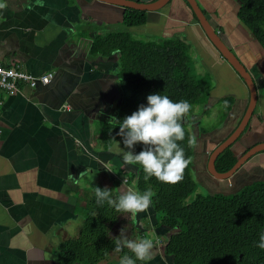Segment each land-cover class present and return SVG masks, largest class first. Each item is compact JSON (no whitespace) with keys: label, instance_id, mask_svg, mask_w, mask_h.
I'll use <instances>...</instances> for the list:
<instances>
[{"label":"crops","instance_id":"crops-1","mask_svg":"<svg viewBox=\"0 0 264 264\" xmlns=\"http://www.w3.org/2000/svg\"><path fill=\"white\" fill-rule=\"evenodd\" d=\"M195 1L255 85L256 104L241 134V149L235 151L242 156L264 143V50L240 20L237 0ZM125 9L100 0H0L2 63L21 65L35 77L52 74L45 85L21 83L16 93L0 91V264H59L60 245L77 237L94 187H114L120 194L133 189L128 182L132 167L122 162L119 143L106 149L102 140L103 126L113 121L121 96L117 53L92 54L95 36L126 32L140 42L178 38L188 45L196 77L206 78L211 87L208 99L196 105L186 125L197 123L217 105L225 119L210 137L201 132L205 145L196 158L202 173L212 150L244 117L248 87L206 36L185 0L144 11L146 21L136 27L122 23ZM258 173L264 175V152L224 181L237 188L259 180L254 176ZM153 234L146 238L165 236ZM163 256L157 251L150 261L170 264Z\"/></svg>","mask_w":264,"mask_h":264},{"label":"trees","instance_id":"trees-1","mask_svg":"<svg viewBox=\"0 0 264 264\" xmlns=\"http://www.w3.org/2000/svg\"><path fill=\"white\" fill-rule=\"evenodd\" d=\"M237 1L240 20L264 50V0ZM145 21L146 12L124 10L122 23L125 26L136 27ZM114 52L118 56L117 78L121 96L115 118L129 115L138 105L145 103L146 95L153 92H161L173 101L188 100L191 105L188 116L194 106L208 99L210 83L206 78L192 74L188 45L182 40L167 38L140 42L126 32L94 37L92 54L109 56ZM207 111L205 108L203 114ZM182 126L185 136L178 143L184 148L188 163L181 180L175 183H163L154 177L144 180L140 167L129 164L132 167L130 185L153 193L148 208L152 212L154 230L165 235V240L159 244L162 255L167 256L170 264H264V250L254 243L264 231V183L253 182L233 194L196 195L191 203L186 204L197 185L191 173L193 146L186 120ZM116 131L114 121L103 126L102 140L106 149L120 142ZM240 140L241 136L218 156L215 162L218 172L228 171L239 159L241 154L237 155L235 151L241 149ZM140 148L137 143L133 151L139 152ZM133 180H136L135 185ZM107 188L113 196L120 195L114 187ZM126 216H130L132 222L136 217L121 215L106 203L97 205L93 189L77 237L60 245L59 264H118L119 256L128 250L114 251L112 239L116 236H113V230ZM112 255L116 258L110 259ZM143 264L153 262L149 259Z\"/></svg>","mask_w":264,"mask_h":264},{"label":"clouds","instance_id":"clouds-1","mask_svg":"<svg viewBox=\"0 0 264 264\" xmlns=\"http://www.w3.org/2000/svg\"><path fill=\"white\" fill-rule=\"evenodd\" d=\"M190 107L186 99L173 101L161 92H153L146 95L145 103L138 105L129 115L121 119L112 117L117 127L116 136L121 138L120 143L124 146L120 148L122 162L138 165L144 180L150 177L163 183L181 180L188 161L178 141L184 139L185 129L182 125L188 119ZM137 143L141 148L139 152H134ZM132 183L135 185L136 180ZM152 196L149 189L140 191L133 188L113 196L107 187H94L95 203H106L121 215H136L146 210L152 203ZM112 240L115 252L119 253L123 248L128 250L119 256L118 264H143L151 258L153 241L150 238L130 239L122 228ZM254 243L264 250V231L259 233Z\"/></svg>","mask_w":264,"mask_h":264},{"label":"rangeland","instance_id":"rangeland-1","mask_svg":"<svg viewBox=\"0 0 264 264\" xmlns=\"http://www.w3.org/2000/svg\"><path fill=\"white\" fill-rule=\"evenodd\" d=\"M255 38V37H254ZM256 39V38H255ZM192 64V63H191ZM192 74L194 76H198L195 69L192 68ZM193 114L197 111V106H194L193 108ZM224 115H223V109L220 105H217L215 108H212L209 110L208 114L205 115V117L197 120L196 122H189L186 125V128L190 134L191 142L193 146V156L190 161V165L192 168V177L196 182L197 188L194 194L190 195L186 199V204H189L192 202L194 197L196 195H206V194H216V193H222V194H233L244 187L250 185L253 182H263L264 183V175H261V173H258L254 176L258 178L259 180L249 182L247 184L241 185L240 187L234 188L228 185V183L224 180L218 181L213 179L208 174L201 173L198 168V158H196L197 154L203 149L205 142L204 139L206 137L201 134V132H205V134H209L207 137H210L211 134H214L219 127L224 123ZM209 142H212V137L210 138ZM116 144V147L118 148L117 152H121L120 148H123L121 143ZM196 158V159H195ZM245 170H253L249 167L245 168ZM203 171V170H201ZM244 171V170H243ZM194 172V173H193ZM250 174H247V176ZM122 176V175H120ZM236 177L232 178V181H235ZM125 182V180H124ZM233 184V182H232ZM238 186V185H236ZM151 210L147 208L146 210L142 211L141 214L135 215L136 217H133L134 222L129 221L131 219L130 216L123 217V220L114 228L113 230V236H118L120 233V229H125V235L128 236L130 239L132 238H146V235L148 234V237L153 236V233H156V230H154L153 225L151 224L153 222ZM84 218V214H83ZM150 218V219H148ZM138 228V230H136ZM134 231V234H133ZM163 239H165V236H158L157 239L153 237L152 241L153 243V249L151 250V256L154 255L157 251L160 252L162 255L161 247L158 246ZM116 257L114 255L111 256L110 259H115ZM165 259V257L163 256ZM163 259V260H164Z\"/></svg>","mask_w":264,"mask_h":264},{"label":"water","instance_id":"water-1","mask_svg":"<svg viewBox=\"0 0 264 264\" xmlns=\"http://www.w3.org/2000/svg\"><path fill=\"white\" fill-rule=\"evenodd\" d=\"M105 3H110L114 5H118L128 9H134L138 11H156L161 9L171 0H156L152 3H139L131 0H100ZM189 5L191 11L195 14L197 19L199 20L200 26L203 28L204 33L215 46V48L219 51L223 58L226 59L228 64L232 67V69L240 76V78L244 81L246 86L250 91V102L248 108L244 114V117L238 127L220 144H218L210 153L208 161H207V170L208 172L217 180H226L229 179L249 158L254 156L259 152H264V143H259L248 151H246L239 159L235 162V164L226 172H218L215 169V162L218 156L228 147H230L234 142H236L242 132L245 130V127L249 121V118L254 110L256 104V89L251 79L250 74L246 70V68L242 65L236 55L230 51L226 47V45L220 40V38L216 35V33L210 28V25L206 21L204 14L200 11L199 7L196 4L195 0H185Z\"/></svg>","mask_w":264,"mask_h":264},{"label":"built area","instance_id":"built-area-1","mask_svg":"<svg viewBox=\"0 0 264 264\" xmlns=\"http://www.w3.org/2000/svg\"><path fill=\"white\" fill-rule=\"evenodd\" d=\"M1 16V10H0ZM218 34L220 31L217 32ZM52 77L51 73H47L38 77L30 75L24 71L21 65H4L0 59V91L7 94H13L20 90V84L25 83L29 87L36 84H47ZM64 111H70V107L63 106ZM126 182V180H125Z\"/></svg>","mask_w":264,"mask_h":264},{"label":"flooded vegetation","instance_id":"flooded-vegetation-1","mask_svg":"<svg viewBox=\"0 0 264 264\" xmlns=\"http://www.w3.org/2000/svg\"><path fill=\"white\" fill-rule=\"evenodd\" d=\"M216 169V168H215ZM191 170H192V168H191ZM205 170H206V172H205V174H208L209 176H211L212 178H214L209 172H208V170H207V164H206V166H205ZM200 172L202 173V171L200 170ZM194 173V172H193Z\"/></svg>","mask_w":264,"mask_h":264}]
</instances>
